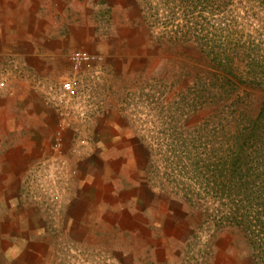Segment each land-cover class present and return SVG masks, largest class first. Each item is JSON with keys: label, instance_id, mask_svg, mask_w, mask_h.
Segmentation results:
<instances>
[{"label": "rangeland", "instance_id": "1", "mask_svg": "<svg viewBox=\"0 0 264 264\" xmlns=\"http://www.w3.org/2000/svg\"><path fill=\"white\" fill-rule=\"evenodd\" d=\"M168 2L70 1L72 18L78 17L77 8L82 3L84 13L85 7L87 9V17L91 8L98 6V19L101 23L108 24L102 25L103 29L100 32L107 36L103 46L105 53L91 66L82 70L83 86L80 98L73 99L79 100L77 102L80 103L77 107H71V114L68 117L71 119L81 117V122L98 131L86 136L88 139L97 138L106 143L118 137L132 144L138 140L143 145L147 159L141 169L149 186L169 193L191 210L193 221L198 225L192 240L196 246L195 252L199 248L204 255H209L215 250L227 247L228 254H231L230 248L233 249L235 263L241 262L242 258L245 260L248 254L252 264L251 249L242 231L226 225L225 214L221 215L222 212L228 211L230 205L228 191L211 188H215L218 182V178L212 177L207 171L212 167L207 169L208 167L202 166L194 170L184 157L178 161L174 156L186 149L192 153L206 149L217 154L223 152L228 156L233 136L226 120L221 121L217 112L211 113L201 109L199 99L201 88L195 84L194 79L200 68L206 67V64L201 60L198 49L192 46L182 47L180 44L163 40L164 32L175 31L176 34L180 32V18H183L181 14L169 18L170 11L175 7ZM26 3L30 4L29 0ZM33 5L31 2V5L26 7V19L29 20L31 17L34 22L31 15ZM44 10L47 13L49 11L46 7ZM17 12L16 5L10 6L8 0H0V20L2 15L11 18ZM86 15H83V18ZM90 17L94 15L91 14ZM32 23L27 24V34L33 31ZM9 33L12 34L11 28ZM258 37H255L256 40L259 42L260 39L264 45V30ZM28 44V42L24 44L27 52ZM10 51L13 50H9V57L4 58L3 65L0 63V86L4 88L6 83L10 91L9 104L6 107L8 98L2 96L3 91L0 88V108L3 107L0 109V142L28 144L36 141L41 146L43 159H47L52 141L49 129L56 117L51 97L53 95L58 97L60 81L71 75L69 65L56 59L54 69L49 70L46 68L48 65H41L32 54L26 55L23 64ZM262 64L264 65V56ZM247 90L251 100L250 115H255L264 93L254 88ZM38 97L53 111L50 108L46 110ZM228 108L227 105L225 109ZM6 114L10 116V133H2L6 131L2 124L6 122ZM221 124L224 126L221 127ZM39 126L43 128L41 133L38 135L29 133ZM250 141L247 140V144L243 146L249 154L247 160L253 146V142ZM146 145H149L152 151ZM160 151H164L162 157ZM178 178L187 183L177 184ZM194 187L197 196L193 195L195 191L192 195H186L187 190L183 188ZM41 191L42 194H47L49 201L57 203L63 201L64 190L61 192L47 183V186L43 185ZM186 197L192 201L186 200ZM199 198L204 199L202 202L206 203L199 205L202 203ZM219 216L224 219L221 226L218 225ZM60 239L62 240L61 237ZM64 243L63 247H59L57 254L59 264H81V249H72L67 247V242Z\"/></svg>", "mask_w": 264, "mask_h": 264}, {"label": "crops", "instance_id": "2", "mask_svg": "<svg viewBox=\"0 0 264 264\" xmlns=\"http://www.w3.org/2000/svg\"><path fill=\"white\" fill-rule=\"evenodd\" d=\"M8 1L18 12L11 18L1 14L2 65L11 49L23 64L32 54L49 70L57 60L66 64V53L72 49L105 53L107 36L100 32L108 22L98 19V6L87 17L80 3L78 17L72 18L71 0ZM31 2L34 22L26 19ZM29 23L33 31L27 34ZM1 89L8 98L6 83ZM38 98L46 110L50 108ZM53 112L47 159L36 141L0 142V264H59L57 254L64 242L81 249V264H251L248 254L235 263L233 249L228 254L227 247L209 255L199 248L195 252L192 240L198 225L191 210L169 193L149 186L141 169L147 152L138 140L132 144L118 137L106 143L88 139L98 131L81 122V117ZM5 119L2 133H10V116ZM42 129L29 133L38 135ZM58 136H62L60 151L53 147ZM47 183L64 190L62 202L49 201L42 194Z\"/></svg>", "mask_w": 264, "mask_h": 264}, {"label": "trees", "instance_id": "3", "mask_svg": "<svg viewBox=\"0 0 264 264\" xmlns=\"http://www.w3.org/2000/svg\"><path fill=\"white\" fill-rule=\"evenodd\" d=\"M167 1L175 7L169 10V18L180 14L183 18L180 32H164L163 40L198 49L206 64L194 79L201 88V109L217 112L221 121L226 120L233 136L228 156L206 149L195 153L186 149L174 156L178 161L184 157L194 170L212 167L207 171L218 182L211 188L228 191L230 205L228 211L221 213L225 214L226 225L242 231L251 249L252 264H264V97L257 113L250 115L247 90L254 88L264 93V45L255 38L264 30V0ZM247 140L253 142L248 160L249 154L243 147ZM146 147L152 151L149 145ZM163 153L159 152L161 157ZM150 160L153 161L152 157ZM178 183L187 182L178 178ZM183 189L187 190L186 195L194 191L193 195L198 194L195 187ZM223 221L219 216L218 225Z\"/></svg>", "mask_w": 264, "mask_h": 264}, {"label": "built area", "instance_id": "4", "mask_svg": "<svg viewBox=\"0 0 264 264\" xmlns=\"http://www.w3.org/2000/svg\"><path fill=\"white\" fill-rule=\"evenodd\" d=\"M101 56L93 54L85 49H72L66 53V61L69 65L71 75L63 78L59 83L58 97L53 95L51 103L53 108L62 116L71 114V107H77L80 102V92L82 89L81 73L84 68H87L97 61ZM70 108V109H69ZM72 113L73 110H72ZM54 149L60 151L62 149V136H58L54 140ZM57 196L55 195V198Z\"/></svg>", "mask_w": 264, "mask_h": 264}]
</instances>
